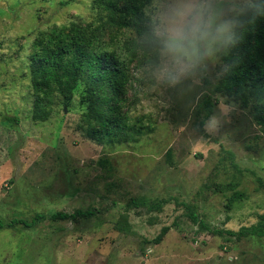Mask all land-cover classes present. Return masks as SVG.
<instances>
[{
  "label": "rangeland",
  "instance_id": "1",
  "mask_svg": "<svg viewBox=\"0 0 264 264\" xmlns=\"http://www.w3.org/2000/svg\"><path fill=\"white\" fill-rule=\"evenodd\" d=\"M72 22L90 25L105 48L128 57L129 29L101 20L94 0H0V220L46 215L31 227H0V264H264V236L227 233L264 212V128L253 103L210 90L213 101L219 94L221 105L227 98L237 108L207 135L197 110L208 94L146 91L135 81L134 59L122 109L128 127L119 134L90 131L84 85L69 105L56 96L51 116L35 120L33 42ZM8 116L18 123L4 122ZM236 190L242 197L228 208ZM78 209L94 214L50 217ZM163 226L170 230L154 243Z\"/></svg>",
  "mask_w": 264,
  "mask_h": 264
},
{
  "label": "trees",
  "instance_id": "2",
  "mask_svg": "<svg viewBox=\"0 0 264 264\" xmlns=\"http://www.w3.org/2000/svg\"><path fill=\"white\" fill-rule=\"evenodd\" d=\"M94 7L101 20L112 23L118 29H129L130 19L136 11L135 0H94ZM125 42L128 57H122L117 50L105 48L99 33L90 25L83 27L72 22L41 31L33 42L36 50L30 60L33 118L47 120L51 116L56 96L61 97L65 105H69L77 88L84 85L81 101L87 105L84 118L90 131L97 136H112L126 129L128 125L122 109L127 100L130 64L135 58L129 48V38ZM226 63L230 67L219 78L215 91L238 96L247 105L253 103L254 119L264 128V17H258L249 26ZM215 104L211 95L205 96L197 110L200 117L211 114ZM4 122L14 125L18 123V118L8 116ZM240 197L242 193L234 191L227 207ZM131 200L133 204H139L137 198ZM152 207L159 209L161 205L157 202ZM187 207L193 221L203 226L192 207ZM92 214L94 212L91 210L78 209L73 213L57 211L50 217L54 220L75 219ZM45 217V214L37 213L31 221L19 218L7 225L0 220V227H11L15 223L31 227ZM169 230L170 226H163L154 238V243H160ZM227 233L238 237H263L264 212L259 215L256 223L243 226L237 232L228 230Z\"/></svg>",
  "mask_w": 264,
  "mask_h": 264
},
{
  "label": "clouds",
  "instance_id": "3",
  "mask_svg": "<svg viewBox=\"0 0 264 264\" xmlns=\"http://www.w3.org/2000/svg\"><path fill=\"white\" fill-rule=\"evenodd\" d=\"M129 48L136 61L135 81L144 90L169 98L204 96L230 67L226 59L258 17L264 0H135ZM217 94L216 107L198 127L215 135L237 106Z\"/></svg>",
  "mask_w": 264,
  "mask_h": 264
},
{
  "label": "water",
  "instance_id": "4",
  "mask_svg": "<svg viewBox=\"0 0 264 264\" xmlns=\"http://www.w3.org/2000/svg\"><path fill=\"white\" fill-rule=\"evenodd\" d=\"M66 109V108H65Z\"/></svg>",
  "mask_w": 264,
  "mask_h": 264
}]
</instances>
